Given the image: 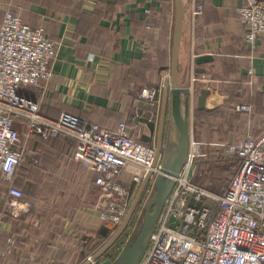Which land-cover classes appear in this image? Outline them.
I'll list each match as a JSON object with an SVG mask.
<instances>
[{
  "label": "crops",
  "instance_id": "0c3cea01",
  "mask_svg": "<svg viewBox=\"0 0 264 264\" xmlns=\"http://www.w3.org/2000/svg\"><path fill=\"white\" fill-rule=\"evenodd\" d=\"M244 4L245 0H185L179 80H187L188 74L189 82L183 85L192 91L193 75L201 72L200 84L206 82L210 94L212 80L207 76L219 67L229 76L224 81L259 87L263 94L257 100L259 113L264 114V35L254 49L246 43L248 28L237 11ZM7 10L33 28L43 27L48 37L59 42L58 58L51 64L53 77L21 88L40 103L42 114L56 119L70 112L108 129L126 121L134 139L157 146L163 85L171 68L175 0H0V27ZM160 54L167 59L163 66L158 65ZM205 55L213 60L196 63L197 57ZM137 81L161 88L159 107L137 99ZM237 104L257 107V103ZM166 113L164 143L170 95ZM18 126L24 137L26 129L20 122ZM35 141L34 136L27 139V148L37 159V181L29 179L32 193L24 195L31 210L20 219L4 218L0 264H73L80 260L86 242L110 236L96 208L100 192L96 175L74 160V138L58 134L42 143ZM123 178L125 186L131 187L129 175L124 173ZM27 180L17 179L16 184L25 185ZM10 185L14 181L2 179L0 209ZM8 240L14 242L9 253Z\"/></svg>",
  "mask_w": 264,
  "mask_h": 264
},
{
  "label": "built area",
  "instance_id": "2783aa9c",
  "mask_svg": "<svg viewBox=\"0 0 264 264\" xmlns=\"http://www.w3.org/2000/svg\"><path fill=\"white\" fill-rule=\"evenodd\" d=\"M237 11L248 28L245 41L254 49L264 35V0H245ZM58 49L59 42L48 37L43 27L33 28L13 11L5 12L0 27L1 176L9 183L14 181L17 167L27 159L30 136H70L77 141L74 160L96 175L100 218L116 230L144 178L151 173L153 181L161 172L162 155L157 157L154 143L134 139L126 121L108 129L70 112L56 119L41 113L40 103L23 94L21 87L38 86L53 77L51 64L58 58ZM138 97L159 107L161 88L143 87ZM235 109L253 112L250 104H238ZM19 122L26 129L25 139ZM196 149L190 134L188 161L175 178L139 264H264V129L258 136L247 133L229 144L227 152L238 156L240 165L222 193L193 181L199 157ZM124 173L131 187L125 186ZM23 197L22 189L9 186L0 228L7 215L20 219L30 212L31 204ZM172 218L177 225H171ZM13 244L8 240L7 253Z\"/></svg>",
  "mask_w": 264,
  "mask_h": 264
},
{
  "label": "rangeland",
  "instance_id": "374dc122",
  "mask_svg": "<svg viewBox=\"0 0 264 264\" xmlns=\"http://www.w3.org/2000/svg\"><path fill=\"white\" fill-rule=\"evenodd\" d=\"M214 69L217 71H214L212 74L209 73L207 79L212 80L209 83V86L211 88L210 93L214 92V94L216 93L221 97L219 103H217L220 107L215 113L206 115L201 119H196L194 117L196 97L199 94L196 93V88L197 86L206 87L207 84H205L206 82H204L206 86H204V84H200L201 76L203 75V73L193 75V80L191 81V86L193 87L191 97L193 108L191 137L199 154V157L195 162L196 167L193 180L197 177H200L201 181H204V184L214 189H221L228 184L235 169L236 159L233 155L227 152L229 144L231 142L240 140L247 133H257L264 128V114L259 113L260 105L257 101L258 99H261L263 94H261L259 87H256L255 85L251 87V85L244 84L242 81H224V79L229 77L228 74L221 73L219 67H215ZM169 75L170 69L168 76ZM186 76L187 80H181L183 84H187L189 82L188 74ZM143 87L156 86L146 82L137 81V91L135 93L137 94L136 96L139 100L142 99L138 97V93ZM225 96H227L228 99H224L223 97ZM238 102H247L252 103L253 105L254 103H257V107H255V110L253 109L254 111L252 113L239 112L235 109L238 105ZM26 154L27 159L24 161L23 165L32 166V164L34 163L37 165L36 160H34L29 150H27ZM1 181L2 179L0 178V182ZM25 182V185H15L20 187L26 194L32 193L31 187L28 189V187L31 185L30 180H27ZM150 188L151 192L149 194L148 192L144 194L142 201L140 202L137 210L135 211L132 219L127 226L126 231L121 235L114 246H112L107 251V253L94 264H114V259L117 257L121 248L127 241L129 234L135 232L141 227L142 220L139 217L140 212L144 204H147L152 199L155 190L153 185H150ZM7 189L6 191H8ZM5 194L6 193L1 195ZM154 230L155 228L152 229L149 237L145 241L146 250L150 246L151 236ZM115 232L116 230L110 229L109 238ZM109 238L104 241L100 239L99 241H92L90 243V240L86 242V244L83 245V250L80 254V260L78 259L73 264H82L87 259L86 258L83 261L82 259L84 257H89L94 252H96L104 243L109 240ZM91 250L93 253L89 254V251Z\"/></svg>",
  "mask_w": 264,
  "mask_h": 264
},
{
  "label": "water",
  "instance_id": "95a60500",
  "mask_svg": "<svg viewBox=\"0 0 264 264\" xmlns=\"http://www.w3.org/2000/svg\"><path fill=\"white\" fill-rule=\"evenodd\" d=\"M175 5L176 19L173 32L171 68L170 75L165 79L163 85L165 101L163 104L162 119L159 129L158 143L156 146L157 157L162 155L161 172L153 181L151 179V173L144 178L124 222L109 240L95 253L90 255L82 264L96 263L112 246H114L117 240L126 231L127 226L142 201L144 194L147 192V189L150 185H153L155 189L153 197L147 204H144L139 215L142 220L141 227L135 232L129 234L127 241L114 259V264H139L144 252H146L145 241L149 237L152 229L157 225L165 201L174 187L175 178L188 161L193 116L192 91L190 87L184 86L179 80V56L185 15V0H175ZM212 60L213 57L211 55H205L197 57L195 61L200 64ZM169 95L171 98V115L169 132L166 142L164 143L162 136L165 127V118L167 114L166 108ZM208 95L209 90L202 87L196 97V109L200 111H211L215 108L214 106H208ZM173 220L174 218L171 219V225H177V223H173Z\"/></svg>",
  "mask_w": 264,
  "mask_h": 264
},
{
  "label": "trees",
  "instance_id": "16d2710c",
  "mask_svg": "<svg viewBox=\"0 0 264 264\" xmlns=\"http://www.w3.org/2000/svg\"><path fill=\"white\" fill-rule=\"evenodd\" d=\"M165 20V18L163 17V21ZM160 56L161 57H159V62H158V65L159 66H163V65H165V64H167V59L165 58V57H162V56H164V54H160ZM199 73H201V72H199ZM23 87V86H22ZM21 87V88H22ZM25 88L27 87V88H29V87H32V86H24ZM200 89H201V87L200 86H197V88H196V93H199V91H200ZM22 92V91H21ZM23 93V92H22ZM220 106H218V107H215L214 109H212L211 111H206V110H202V111H200V110H198V109H196L195 108V110H194V117L196 118V119H201V118H203V117H205L206 115H210V114H213V113H215L217 110H218V108H219ZM50 138H48V139H41V138H38V137H34V140H36L35 141V143L37 142V140L40 142V143H42V142H45V141H47V140H49ZM27 150H28V148H27ZM234 157H235V159H236V162H235V169H234V172H233V174L236 172V170L238 169V167H239V165H240V159H239V157L238 156H236V155H233ZM34 158V157H33ZM34 159H36V158H34ZM37 160V159H36ZM24 164V162H22L18 167H17V170H16V174H15V177H14V185L16 184V182H18L17 181V179H22V180H26V179H34L35 181H37V177L35 176V174H36V171H37V165L34 163V164H32V166H25V165H23ZM233 176V175H232ZM231 176V177H232ZM0 178H1V171H0ZM231 179V178H230ZM196 184H198V185H200V186H202V187H204V188H206V189H208L209 191H211V192H213V193H222L224 190H225V188H226V186H224V188H218V189H214V188H212V187H210V186H208V185H206V184H204V181H201V178L200 177H197V178H195L194 180H193ZM230 181V180H229ZM2 182V181H1ZM0 182V183H1ZM32 185H30L29 187H31ZM23 191V190H22ZM23 194L25 195V192L23 191ZM24 198V197H23ZM0 211H1V209H0ZM7 216H9V215H7ZM9 217H11V216H9ZM6 218V217H5ZM108 227H109V230L110 229H113L114 230V227H113V225L112 224H106ZM118 229V228H117ZM116 229V230H117Z\"/></svg>",
  "mask_w": 264,
  "mask_h": 264
},
{
  "label": "bare ground",
  "instance_id": "6f19581e",
  "mask_svg": "<svg viewBox=\"0 0 264 264\" xmlns=\"http://www.w3.org/2000/svg\"><path fill=\"white\" fill-rule=\"evenodd\" d=\"M220 96L218 95V94H214V92H211L210 94H209V97H208V99H207V104H208V106H215V105H217V103H219V101H220Z\"/></svg>",
  "mask_w": 264,
  "mask_h": 264
}]
</instances>
